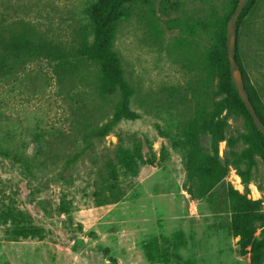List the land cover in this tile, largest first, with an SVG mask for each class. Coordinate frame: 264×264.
Here are the masks:
<instances>
[{"label": "rangeland", "instance_id": "1", "mask_svg": "<svg viewBox=\"0 0 264 264\" xmlns=\"http://www.w3.org/2000/svg\"><path fill=\"white\" fill-rule=\"evenodd\" d=\"M94 1L0 0V28L70 46L92 32ZM237 1L125 4L114 48L137 116L103 136L94 130L113 121L119 95L94 90L92 64L75 70V82H62L56 62L43 58L0 71V264H253L264 156L238 164L252 124L238 105L214 102L230 93L216 94L221 77L208 55L222 46ZM236 48L264 114V0H249ZM189 123L227 171L207 192L189 158ZM109 159L119 171L117 198L104 173ZM27 223L41 234H27Z\"/></svg>", "mask_w": 264, "mask_h": 264}, {"label": "trees", "instance_id": "2", "mask_svg": "<svg viewBox=\"0 0 264 264\" xmlns=\"http://www.w3.org/2000/svg\"><path fill=\"white\" fill-rule=\"evenodd\" d=\"M130 1L133 0H95L88 11L92 21V32L85 28L80 33L76 43L70 46L34 32L14 33L13 31H3L0 28V71L5 70L10 74L24 66L28 61L43 58L56 62V74L62 82L69 79L71 82H75V70L92 64V69H90L88 76L94 90L101 96L119 95L118 100L114 103L113 121L94 130L96 135H106L111 130L114 122L125 117L134 118L137 116L136 111L132 110L130 106V98L134 90L126 79L121 57L114 48L119 21L125 14V4ZM238 2L239 0L235 3L231 15L235 11ZM246 9L247 6L239 16L238 24H240ZM229 19L224 27L222 46L209 50L208 55L210 64L219 68L221 77L216 94L218 95V93L220 94L223 91L230 93V98L221 99L220 101L215 100L214 102L217 106L224 107L231 104L238 105L252 124L250 135L246 137L252 146L241 153H235L238 164H242L244 162H252L257 152L262 153L264 156V135L255 125L250 112L232 81L227 47ZM236 56L239 61L240 56L237 48ZM246 87L257 112L264 121V114L256 106L250 88L247 85ZM189 127H191L190 135L192 138L189 158L193 164L199 165L202 169V188L207 192L225 178L227 171L218 157L212 156L202 149L194 124L189 123ZM104 173L106 180L110 182L114 198L119 197V171L114 160L109 159L106 161ZM241 175L247 181L246 172L241 171ZM26 225L25 232L27 234H41L40 227L30 223ZM252 260L253 264L264 263V225H262L260 238H256L252 242Z\"/></svg>", "mask_w": 264, "mask_h": 264}, {"label": "water", "instance_id": "3", "mask_svg": "<svg viewBox=\"0 0 264 264\" xmlns=\"http://www.w3.org/2000/svg\"><path fill=\"white\" fill-rule=\"evenodd\" d=\"M249 0H239L238 5L235 11L232 13L227 30V47H228V56L230 60V70L232 81L239 92L241 98L243 99L248 111L250 112L253 121L260 132L264 135V121L260 117L259 113L256 110L255 105L252 102L250 93L246 87L244 80L243 72L238 62L236 56V43H237V31H238V18L247 6Z\"/></svg>", "mask_w": 264, "mask_h": 264}]
</instances>
